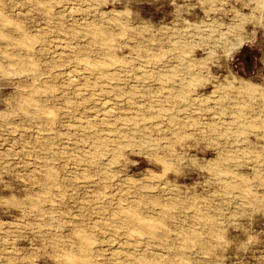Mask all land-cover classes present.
Returning a JSON list of instances; mask_svg holds the SVG:
<instances>
[{
  "label": "rangeland",
  "instance_id": "1",
  "mask_svg": "<svg viewBox=\"0 0 264 264\" xmlns=\"http://www.w3.org/2000/svg\"><path fill=\"white\" fill-rule=\"evenodd\" d=\"M0 264H264V0H0Z\"/></svg>",
  "mask_w": 264,
  "mask_h": 264
}]
</instances>
